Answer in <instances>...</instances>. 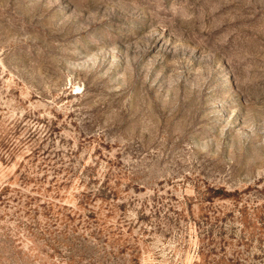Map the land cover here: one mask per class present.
Wrapping results in <instances>:
<instances>
[{
	"label": "rangeland",
	"instance_id": "rangeland-1",
	"mask_svg": "<svg viewBox=\"0 0 264 264\" xmlns=\"http://www.w3.org/2000/svg\"><path fill=\"white\" fill-rule=\"evenodd\" d=\"M0 264H264V0H0Z\"/></svg>",
	"mask_w": 264,
	"mask_h": 264
}]
</instances>
